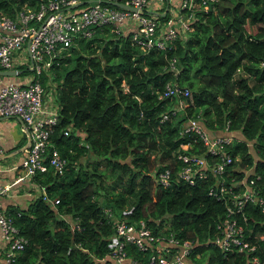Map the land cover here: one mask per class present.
<instances>
[{
  "label": "trees",
  "instance_id": "1",
  "mask_svg": "<svg viewBox=\"0 0 264 264\" xmlns=\"http://www.w3.org/2000/svg\"><path fill=\"white\" fill-rule=\"evenodd\" d=\"M40 1L0 0V10L14 16ZM130 31L96 24L91 35L52 55L49 76L41 74L46 88L48 77L53 82L59 106L50 143L66 164L62 172L49 166L31 176L43 191L22 201L2 198L26 238L8 264H112L116 214L128 221L143 218L158 234L192 239L184 263L264 264L260 205L246 202L241 219L253 248L222 250L212 238L226 205L208 192L212 178L189 184L175 171L182 163L178 151L203 152L195 132L181 131L189 115L202 116L207 129L229 118V127L243 136L230 150L259 173L264 195V0L197 5L186 32L164 48L141 49ZM167 83L187 87L189 94L165 95ZM181 97L186 106L172 112ZM159 163L170 168L166 185L155 177ZM124 248L139 264L152 251L129 241Z\"/></svg>",
  "mask_w": 264,
  "mask_h": 264
},
{
  "label": "built area",
  "instance_id": "2",
  "mask_svg": "<svg viewBox=\"0 0 264 264\" xmlns=\"http://www.w3.org/2000/svg\"><path fill=\"white\" fill-rule=\"evenodd\" d=\"M115 1L123 5L113 3ZM211 2L213 0H41L36 7L20 8L14 16L0 10V69H17L14 74L17 79L0 77V115L19 117L30 135V143L20 151L21 158L15 168L20 173L9 181L0 182V237L5 243L1 264H8L26 242L6 211L2 196L16 191L24 182L43 191L32 182L31 176L49 166L62 172L66 164V158L51 146L49 138L59 117V106L52 95L55 91L52 86L46 88L41 80L42 73L50 74L48 68L52 55L68 47L76 38L91 35L94 25L108 23L115 31L129 28L131 41L141 49L164 48L170 40L186 32L190 13L197 5L208 7ZM76 3L79 4L73 6ZM173 61L174 58L171 63ZM22 65L28 70L22 72ZM163 92L165 95L189 94L187 87L177 83H167ZM185 104L181 97L179 104L172 106V112L181 110ZM166 116L167 113H163V117ZM201 118L200 115H189L183 121L181 131L195 132L201 140L203 152L178 151L176 156L182 163L175 171L189 184L211 177L208 192L224 200L225 213L215 224L212 241L222 250L232 247L251 249L253 246H248L244 239L241 219L245 217L246 202L258 203L264 211V195L256 183L259 173L248 163L242 165L239 152L230 150L229 146L235 140H243V136L237 128L229 127V118L218 127L224 132L213 134L205 128ZM69 130L71 128L66 127L63 132ZM188 145L184 143L182 148ZM3 152L0 141V154ZM3 168L9 169L0 166V170ZM154 170L156 179L166 185L170 179L169 166L159 163ZM113 218L114 234L109 246L112 264H139L126 254V241L133 242L140 249L152 250L145 264H155L156 261L187 264L184 257L192 250V239L178 238L172 232L155 233L143 218L128 221L117 214Z\"/></svg>",
  "mask_w": 264,
  "mask_h": 264
},
{
  "label": "crops",
  "instance_id": "3",
  "mask_svg": "<svg viewBox=\"0 0 264 264\" xmlns=\"http://www.w3.org/2000/svg\"><path fill=\"white\" fill-rule=\"evenodd\" d=\"M21 132L24 134V140H25L26 137L24 133V123L19 117L0 115V141L4 148V152L2 154L10 151L11 149L19 145L17 141H19L18 139L19 137H21L20 135ZM0 166H6V162L0 163ZM15 173H17L18 175L20 172H18L17 170L7 171L6 168L1 169L0 170V182L11 180L12 179L11 177L14 176ZM37 191L38 190L32 187H29L27 183L24 182L18 186L16 191H13L10 194H5L2 196V198L8 197L7 199L9 200L22 201L27 196L30 197L34 195L35 193H37ZM4 248H5V243L3 239L0 238V262L4 256Z\"/></svg>",
  "mask_w": 264,
  "mask_h": 264
},
{
  "label": "rangeland",
  "instance_id": "4",
  "mask_svg": "<svg viewBox=\"0 0 264 264\" xmlns=\"http://www.w3.org/2000/svg\"><path fill=\"white\" fill-rule=\"evenodd\" d=\"M0 77L4 78V79H7V78L17 79L14 74H0ZM47 83L50 86L54 87L53 82L50 81L49 77L47 78ZM52 95L55 96V93L52 92ZM55 101L57 102V100H55ZM208 130L210 131V134L224 132L221 128H217V127L213 128V129H208ZM20 135H21V137H19V139H18L19 141H17L18 144L21 143L24 140V134L21 132ZM20 158H21V152L17 151V152H15V153H13V154H11L9 156L1 158L0 163L6 162V166H8V168H9V169H7V171H15V168H16L17 164L19 163ZM15 175H17V173H15L14 176ZM14 176H12L11 178H13Z\"/></svg>",
  "mask_w": 264,
  "mask_h": 264
},
{
  "label": "water",
  "instance_id": "5",
  "mask_svg": "<svg viewBox=\"0 0 264 264\" xmlns=\"http://www.w3.org/2000/svg\"><path fill=\"white\" fill-rule=\"evenodd\" d=\"M82 2H85V1H81L80 3ZM115 4H118V5H123L120 1H115L113 2ZM79 3H76L74 4L73 6H77ZM128 7V5H125ZM17 73V69L15 68H11V69H0V74H16ZM24 133H25V137L26 139L20 144L18 145L17 147L11 149L10 151L4 153V154H1L0 155V159L1 158H4L6 156H9L17 151H21L24 147H26L29 143H30V135H29V130L28 128L25 126L24 124Z\"/></svg>",
  "mask_w": 264,
  "mask_h": 264
}]
</instances>
